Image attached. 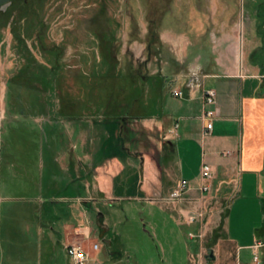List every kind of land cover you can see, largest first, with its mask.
I'll return each instance as SVG.
<instances>
[{"label": "crops", "instance_id": "0c3cea01", "mask_svg": "<svg viewBox=\"0 0 264 264\" xmlns=\"http://www.w3.org/2000/svg\"><path fill=\"white\" fill-rule=\"evenodd\" d=\"M206 76L182 86L184 99L162 96L161 109L130 124L93 119L90 109L46 115L35 97L23 100L29 111L9 112L2 99L0 264H73L67 248L75 244L89 246L88 264L122 263L116 216L100 206L127 200L168 206L176 226L194 230L188 238L195 247L204 218L213 215L212 233L221 234L215 247L236 257L223 264H248V250L253 264L256 255L262 264L264 67L247 56L233 69L216 62ZM207 89L217 93L218 116L205 136ZM204 166L211 170L206 180ZM181 181L188 183L185 197H194L193 211L184 209L185 198L183 206L168 202ZM191 215L193 223L186 220Z\"/></svg>", "mask_w": 264, "mask_h": 264}, {"label": "rangeland", "instance_id": "374dc122", "mask_svg": "<svg viewBox=\"0 0 264 264\" xmlns=\"http://www.w3.org/2000/svg\"><path fill=\"white\" fill-rule=\"evenodd\" d=\"M247 56L264 64V0H14L0 9V101L6 99L9 112L29 111L33 106L23 100L35 97L46 115L90 109L93 119L130 124L161 109L162 96L184 99L182 86L203 83L216 62L233 69ZM122 134L128 136L124 129ZM183 182L188 187L181 181L168 202L183 206L185 198L184 209L193 211L187 191L179 200L172 196ZM112 203L100 208L116 216L125 251L120 264H223L236 258L231 248L215 247L221 234L215 239L212 233L213 215L204 218L195 247L188 238L194 230L176 226L177 216L165 204ZM75 245L90 261L89 246ZM254 261L259 264L257 255Z\"/></svg>", "mask_w": 264, "mask_h": 264}, {"label": "built area", "instance_id": "2783aa9c", "mask_svg": "<svg viewBox=\"0 0 264 264\" xmlns=\"http://www.w3.org/2000/svg\"><path fill=\"white\" fill-rule=\"evenodd\" d=\"M175 97H182L181 92H174L173 93ZM216 97L217 94L214 90H207L204 92V106L208 109L205 112L204 119L206 120V126H205V132L204 135H208L212 128L213 124L212 121L214 118L218 116V108L216 106ZM211 178V170L208 166L203 167V179H209ZM188 190V187L186 183H181L180 187L174 191L172 196L179 200L181 199L183 193H185ZM208 190V186L203 187V191ZM193 221V220H192ZM97 248V246H95ZM68 255L71 257L73 264H87L89 262L88 255L84 252L83 248L79 245H71L67 248Z\"/></svg>", "mask_w": 264, "mask_h": 264}, {"label": "water", "instance_id": "95a60500", "mask_svg": "<svg viewBox=\"0 0 264 264\" xmlns=\"http://www.w3.org/2000/svg\"><path fill=\"white\" fill-rule=\"evenodd\" d=\"M14 0H0V8H7Z\"/></svg>", "mask_w": 264, "mask_h": 264}, {"label": "trees", "instance_id": "16d2710c", "mask_svg": "<svg viewBox=\"0 0 264 264\" xmlns=\"http://www.w3.org/2000/svg\"><path fill=\"white\" fill-rule=\"evenodd\" d=\"M262 67H264V64H260ZM150 105H153L154 107H155V105L154 104H150ZM127 115V114H126ZM214 237H215V239H218L219 238V232L218 231H215L214 232ZM262 264H264V261H263V263Z\"/></svg>", "mask_w": 264, "mask_h": 264}, {"label": "flooded vegetation", "instance_id": "af4514ba", "mask_svg": "<svg viewBox=\"0 0 264 264\" xmlns=\"http://www.w3.org/2000/svg\"><path fill=\"white\" fill-rule=\"evenodd\" d=\"M0 9H2V8H0Z\"/></svg>", "mask_w": 264, "mask_h": 264}]
</instances>
